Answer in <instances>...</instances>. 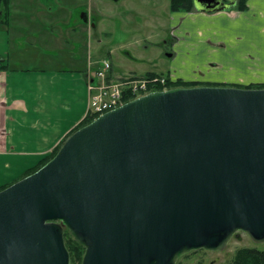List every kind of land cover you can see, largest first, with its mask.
Wrapping results in <instances>:
<instances>
[{
	"label": "water",
	"instance_id": "1",
	"mask_svg": "<svg viewBox=\"0 0 264 264\" xmlns=\"http://www.w3.org/2000/svg\"><path fill=\"white\" fill-rule=\"evenodd\" d=\"M216 12L237 0H193ZM177 264L237 231L264 244V88L152 91L73 132L0 190V264Z\"/></svg>",
	"mask_w": 264,
	"mask_h": 264
},
{
	"label": "crops",
	"instance_id": "2",
	"mask_svg": "<svg viewBox=\"0 0 264 264\" xmlns=\"http://www.w3.org/2000/svg\"><path fill=\"white\" fill-rule=\"evenodd\" d=\"M129 24L133 31H151L136 43L149 42L155 29L169 26L168 40L191 44L193 54L200 42L212 53L228 48L222 50L227 60L212 64L215 57L192 55L205 75L187 81L235 87L264 83V0L216 12L173 11L170 0H11L9 25H0V187L49 156L88 114L89 56L97 64L108 59L114 78L138 75H121L112 59L117 44H130L124 41ZM40 41L46 48H39ZM127 56L143 58L131 51ZM168 72L182 79L178 71L176 76Z\"/></svg>",
	"mask_w": 264,
	"mask_h": 264
},
{
	"label": "rangeland",
	"instance_id": "3",
	"mask_svg": "<svg viewBox=\"0 0 264 264\" xmlns=\"http://www.w3.org/2000/svg\"><path fill=\"white\" fill-rule=\"evenodd\" d=\"M151 9L155 10L153 9V7L148 8V10ZM132 28L133 26L129 24L128 29L130 35H128L127 38L124 39V41H129L130 44L124 43L126 45L125 48H119L122 43L119 45L117 44V40L115 42L118 48L116 50V54L113 56L112 59L114 60V63L118 68V73H120L121 75H127L129 72H135L140 75L148 71H155L158 74L163 75H168V71H171V74L175 75L176 71H178V73L181 74L182 79L187 81L198 77L199 73L200 75H205V72L201 68L197 67L199 66L195 61L197 59L193 58L192 55L199 57L198 53H202V55L206 54V56L209 55L210 57H215L216 59H212L211 61H209L210 64L215 62L213 60H227L226 55L222 52V50H226L228 52V48L226 46H222L221 48H218V52L212 53L210 52L211 50L209 47L205 46L203 42H200L197 47L193 48L197 51L194 54L191 44L190 46H177L180 42L168 40L172 38V28H170L169 26L155 29L153 38L146 43H144V41H141L139 43H136L134 41L137 38L144 39V37H146V35L151 31L148 30V28L133 31ZM110 41L113 40H111L110 38ZM41 42L42 41L39 42V48H46ZM142 42L144 44H142ZM58 46L63 47L60 42H58ZM58 46H56L54 50L61 51ZM41 50L43 51L44 49ZM129 51H131L132 54L136 57L141 56L143 58L138 57V59H131L127 56V53ZM170 55H174V57ZM191 56L192 59H190ZM35 65L37 67L38 62L35 63ZM242 246L263 247L264 244L254 242L246 232L237 231L223 250H193L187 253L186 255L181 256L178 259L177 264H229L233 259L235 251Z\"/></svg>",
	"mask_w": 264,
	"mask_h": 264
},
{
	"label": "built area",
	"instance_id": "4",
	"mask_svg": "<svg viewBox=\"0 0 264 264\" xmlns=\"http://www.w3.org/2000/svg\"><path fill=\"white\" fill-rule=\"evenodd\" d=\"M86 79L89 92L87 113L95 117L124 104L127 95L135 99L155 91L154 88L159 85L164 86L162 90L169 88L167 87V76L163 74L114 78L108 59H102L97 64L90 56L87 62Z\"/></svg>",
	"mask_w": 264,
	"mask_h": 264
},
{
	"label": "trees",
	"instance_id": "5",
	"mask_svg": "<svg viewBox=\"0 0 264 264\" xmlns=\"http://www.w3.org/2000/svg\"><path fill=\"white\" fill-rule=\"evenodd\" d=\"M10 3L11 0H0V25L8 26L9 25V17H10ZM238 10L246 9L247 0H238L236 5L234 6ZM170 8L173 11H191L195 8L193 0H170ZM7 67H2L1 69H6ZM156 72H148L146 75H156ZM202 85V83L197 81H185L183 79H172L169 75H167V87H192ZM240 87V86H237ZM164 86H157L154 90H162ZM242 88H264V83L261 84H253L249 86H243ZM133 97L127 95L124 99L125 102H128ZM96 117L87 114L85 118L69 133V135L52 151V153L41 160L36 166L27 170L21 178L34 173L38 169H40L43 165H45L48 161H50L58 152L64 141L76 130L79 128L89 124ZM19 178V179H21ZM18 179V180H19ZM17 181V180H16ZM15 181V182H16ZM14 183V182H13ZM12 184V183H11ZM5 185L0 187V190L6 188ZM65 244L70 254V264H81L83 255L85 253V247L80 244L70 233L68 228H65ZM186 255V254H185ZM229 264H264V246H242L235 251L232 261Z\"/></svg>",
	"mask_w": 264,
	"mask_h": 264
},
{
	"label": "flooded vegetation",
	"instance_id": "6",
	"mask_svg": "<svg viewBox=\"0 0 264 264\" xmlns=\"http://www.w3.org/2000/svg\"><path fill=\"white\" fill-rule=\"evenodd\" d=\"M237 1H238V0H237ZM236 3H237V2H236ZM235 5H236V4H234V5H231L230 7H234ZM230 7H229V8H230ZM234 8H235V7H234ZM64 231H65V228H64ZM177 262H178V261H177Z\"/></svg>",
	"mask_w": 264,
	"mask_h": 264
}]
</instances>
